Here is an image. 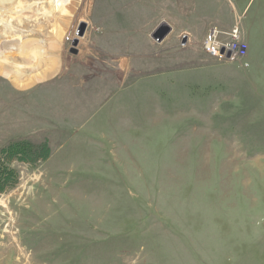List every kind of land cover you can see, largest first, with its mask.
Segmentation results:
<instances>
[{
	"label": "rangeland",
	"instance_id": "374dc122",
	"mask_svg": "<svg viewBox=\"0 0 264 264\" xmlns=\"http://www.w3.org/2000/svg\"><path fill=\"white\" fill-rule=\"evenodd\" d=\"M49 39L63 73L0 76V264H264V0H81Z\"/></svg>",
	"mask_w": 264,
	"mask_h": 264
},
{
	"label": "bare ground",
	"instance_id": "6f19581e",
	"mask_svg": "<svg viewBox=\"0 0 264 264\" xmlns=\"http://www.w3.org/2000/svg\"><path fill=\"white\" fill-rule=\"evenodd\" d=\"M80 1L0 0V76L25 90L63 73L57 53L43 46L49 36L63 43Z\"/></svg>",
	"mask_w": 264,
	"mask_h": 264
},
{
	"label": "built area",
	"instance_id": "2783aa9c",
	"mask_svg": "<svg viewBox=\"0 0 264 264\" xmlns=\"http://www.w3.org/2000/svg\"><path fill=\"white\" fill-rule=\"evenodd\" d=\"M214 30V31H213ZM216 32L217 30L214 28L212 31H209L208 35L205 37V39L202 42L201 51L203 54L212 57L214 59H223V60H233L238 58V54L242 52V55L245 50L240 51V43L238 45L237 33L238 31H235V35L232 36V44L231 47H226L224 44L220 43L216 39ZM237 40V41H236ZM233 46V47H232Z\"/></svg>",
	"mask_w": 264,
	"mask_h": 264
},
{
	"label": "water",
	"instance_id": "95a60500",
	"mask_svg": "<svg viewBox=\"0 0 264 264\" xmlns=\"http://www.w3.org/2000/svg\"><path fill=\"white\" fill-rule=\"evenodd\" d=\"M85 24H82L81 25V29H80V33H79V37H82L83 35H84V32H85ZM171 31H172V28L168 25V24H166V23H164V22H162V23H160L159 25H158V27L151 33V38H152V40L155 42V43H157V44H160V43H162L164 40H165V38L171 33ZM185 39H186V37H183V43H185ZM77 45V40H74V42H73V46H76ZM72 52L74 53V54H76V50H74V49H72Z\"/></svg>",
	"mask_w": 264,
	"mask_h": 264
},
{
	"label": "trees",
	"instance_id": "16d2710c",
	"mask_svg": "<svg viewBox=\"0 0 264 264\" xmlns=\"http://www.w3.org/2000/svg\"><path fill=\"white\" fill-rule=\"evenodd\" d=\"M7 155H12V153H8ZM7 171L8 170L0 164V190L4 188L8 179H12L13 177L10 174L8 175Z\"/></svg>",
	"mask_w": 264,
	"mask_h": 264
}]
</instances>
